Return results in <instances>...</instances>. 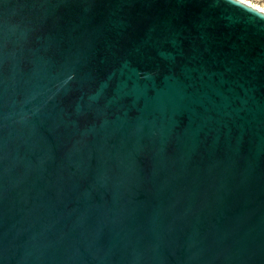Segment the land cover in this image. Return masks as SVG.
<instances>
[{
	"label": "water",
	"instance_id": "water-1",
	"mask_svg": "<svg viewBox=\"0 0 264 264\" xmlns=\"http://www.w3.org/2000/svg\"><path fill=\"white\" fill-rule=\"evenodd\" d=\"M0 0V264H264V11Z\"/></svg>",
	"mask_w": 264,
	"mask_h": 264
},
{
	"label": "rangeland",
	"instance_id": "rangeland-1",
	"mask_svg": "<svg viewBox=\"0 0 264 264\" xmlns=\"http://www.w3.org/2000/svg\"><path fill=\"white\" fill-rule=\"evenodd\" d=\"M264 11V0H243Z\"/></svg>",
	"mask_w": 264,
	"mask_h": 264
},
{
	"label": "snow or ice",
	"instance_id": "snow-or-ice-1",
	"mask_svg": "<svg viewBox=\"0 0 264 264\" xmlns=\"http://www.w3.org/2000/svg\"><path fill=\"white\" fill-rule=\"evenodd\" d=\"M229 2L233 4V7L238 8L240 11H245V12L248 11L247 9H242V8H240L239 5H237V4H235V3L233 2V0H229Z\"/></svg>",
	"mask_w": 264,
	"mask_h": 264
}]
</instances>
